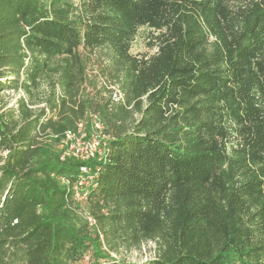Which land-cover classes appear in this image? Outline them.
Returning <instances> with one entry per match:
<instances>
[{"label": "trees", "instance_id": "trees-1", "mask_svg": "<svg viewBox=\"0 0 264 264\" xmlns=\"http://www.w3.org/2000/svg\"><path fill=\"white\" fill-rule=\"evenodd\" d=\"M96 52L117 101L85 91ZM90 114L103 157L60 158ZM0 151V264H264V0H0Z\"/></svg>", "mask_w": 264, "mask_h": 264}, {"label": "rangeland", "instance_id": "rangeland-1", "mask_svg": "<svg viewBox=\"0 0 264 264\" xmlns=\"http://www.w3.org/2000/svg\"><path fill=\"white\" fill-rule=\"evenodd\" d=\"M152 31L146 27H141L136 34L132 46L131 52L133 54H151L155 50L149 48L148 42L150 41ZM89 57V63L87 65L86 73L88 76L87 82L84 84L85 91L89 92L91 95H96V98H101L100 101H105L108 98L113 101H117L121 98L119 91L116 86L110 85L106 78L102 76L100 72L101 59L99 53L96 52L91 54H85ZM92 82L94 86L90 85ZM49 84L43 81L39 94L46 93ZM100 91V93H98ZM20 92H14L12 90L4 91L1 93L4 102H7L9 106H15V101ZM44 104H40L39 107ZM92 122L90 125L85 126V124L78 123L77 130L75 132L66 131L65 137L55 143L54 149L60 150V158L64 156H73L79 160H88L95 158L100 160L107 147V141L109 135L104 131V125L102 121L97 117V115L90 114ZM6 151H0V156H4ZM80 172L77 179L80 183H75L71 187L73 191V197L75 200L74 209L77 214V219L87 221L89 227H92V218L90 216V206L87 200V192L89 188L93 185L94 175L90 167L81 166ZM61 182L67 185V181L64 178H60ZM120 252L115 254L119 258L124 259L130 264H145L148 260L154 258L156 254V246L153 241L143 242L139 247L135 248H120ZM88 255L84 256L79 264L88 263Z\"/></svg>", "mask_w": 264, "mask_h": 264}, {"label": "built area", "instance_id": "built-area-1", "mask_svg": "<svg viewBox=\"0 0 264 264\" xmlns=\"http://www.w3.org/2000/svg\"><path fill=\"white\" fill-rule=\"evenodd\" d=\"M77 183H80V181H79L78 179H77V181H76V184H77Z\"/></svg>", "mask_w": 264, "mask_h": 264}]
</instances>
